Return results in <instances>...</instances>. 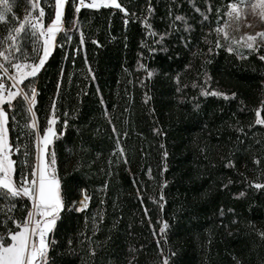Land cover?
<instances>
[{"label":"trees","instance_id":"16d2710c","mask_svg":"<svg viewBox=\"0 0 264 264\" xmlns=\"http://www.w3.org/2000/svg\"><path fill=\"white\" fill-rule=\"evenodd\" d=\"M118 2L137 18L125 24L118 10L81 9L76 15L84 42H80L79 31L71 32L69 40L58 34L57 44L64 47L56 48L35 83L39 94L34 112L41 135L56 100L57 136L49 153L55 152L62 185L71 189L74 199L80 198V189L92 196L86 212L62 214L48 237L55 241L50 245L49 264H158L161 248L170 264H234V256L243 264H264V240L258 235L264 231V190L249 187L250 181L264 183V126L249 128L256 119L255 110L264 102V62L256 55L240 61L221 49L211 63L202 66L200 57L194 58L183 48L179 37L187 34L179 21L181 31L167 38L166 53H150L142 46L152 44L142 23L149 7L153 9L149 22L158 33L169 30L176 15L184 16L194 29L195 45L202 36L196 8L205 11L211 4L214 26L216 9L230 0ZM38 3L45 9L47 25L54 18L55 0ZM14 4V15L23 19L27 0H14ZM8 20V24L0 22V38L15 22L12 15ZM72 20L69 0L63 17L66 30L75 27ZM208 30L205 26L204 32ZM209 38L215 40V35ZM199 47L207 51L202 42ZM189 63L191 69L185 71ZM140 65L155 74L148 78ZM205 70L212 89L235 92L236 98L225 101L200 95L199 87L192 84L203 82ZM177 73L181 74V92L174 79ZM184 84L188 87L183 88ZM238 127L244 128L246 136ZM9 128L15 142L18 129L11 113ZM117 139L128 160L118 167V157L123 158L116 149ZM255 158L260 159L259 166L253 163ZM228 159L235 161V168L224 166ZM165 164L167 171H163ZM229 179L233 183L225 188ZM164 181L167 187L161 209L154 201H159ZM105 184L107 189L100 191ZM138 189L142 200L137 198ZM241 192L245 196L240 197ZM98 213L103 214L102 222ZM15 215L22 217L23 213ZM94 215L99 223L95 236ZM164 221L168 228L161 234ZM81 232L91 242L82 243ZM92 248L95 256L90 255Z\"/></svg>","mask_w":264,"mask_h":264},{"label":"snow or ice","instance_id":"6c2138e0","mask_svg":"<svg viewBox=\"0 0 264 264\" xmlns=\"http://www.w3.org/2000/svg\"><path fill=\"white\" fill-rule=\"evenodd\" d=\"M29 8L26 10L23 19L14 15V0H0V22L9 23V16L13 20L7 31V34L0 38V264H49L50 245L54 240L48 237L54 234L57 222L62 219V214L75 211L84 213L89 208L92 196L87 189H80L79 199L72 198V191L69 187L62 185L61 179L56 173L55 152L49 153V146L53 144L57 133L54 125L58 122L56 116L57 104L54 99L51 104V118L47 121V128L43 135L37 125V117L34 109L38 103V90L35 83L39 74L44 70L46 63L53 56L57 47L63 48V44H57V36L64 34V39H70V33L79 31L80 42H84L83 31L80 28L78 16L81 9H115L123 13L124 23L127 24L129 19H135L136 14H129L127 8L118 0H71L73 9L72 23L73 29L66 30L63 27V17L65 6L69 0H55L54 18L50 17V23H44L46 15L44 7H41L38 0H27ZM153 9H147L148 15L142 19L147 35L152 40V44L144 43L150 53L156 51L167 52L166 40L173 32L181 31L176 22H182V31L187 35L179 37L182 41L183 48L191 52L192 56L202 59V66L212 62L211 58L220 54L221 49L230 55H234L238 60L244 61L250 56L256 55L261 62H264V31L255 33L243 32L244 28H251L252 23L249 20L251 15L253 19L259 18L264 23V0H230L229 3L217 8L215 11V22L210 16L213 14L212 5L206 6L205 11L196 8L200 15V31L202 36L199 42L207 46V51L199 47V42L193 44L192 33L193 27L188 24L184 16L176 15L169 25V30L164 33L156 32L149 22ZM205 26L208 31L204 32ZM240 33V35H236ZM215 35V40L209 37ZM97 43L98 41H93ZM195 48V51H193ZM31 49V51H29ZM79 51V49H77ZM148 78L155 73L144 65ZM191 69V63L185 66V71ZM89 72L91 68L89 66ZM203 82L201 84L193 83L192 87H199L200 95L204 97L213 96L222 98L225 101L234 100L237 93L231 94L212 89L211 77L205 70L203 73ZM63 72H61V77ZM95 78L94 75L92 77ZM177 84V92H181V74L177 73L174 77ZM27 81V83H25ZM188 85L184 84L183 88ZM60 84H57V98H59ZM146 97V102H147ZM195 99V98H194ZM243 104V101L240 102ZM196 107H199L196 105ZM243 110V109H241ZM264 102L261 107L255 110L256 119L249 128L256 125L264 126ZM10 113L11 121L18 129L15 142L10 138ZM67 117V113H64ZM19 117V119H18ZM23 121V122H22ZM67 119L64 120L63 126L67 127ZM111 124V118L109 117ZM112 130L115 133L116 127L113 124ZM246 136L243 127L236 129ZM159 134L160 129H154ZM127 137V133H124ZM29 141H31L30 151ZM163 148L164 146L161 145ZM117 152L120 153L116 166L120 162L128 164L127 157L124 155V149L120 146L119 139L116 145ZM113 156L116 152L112 153ZM17 157L14 159L13 157ZM163 159L167 158V151L163 153ZM30 160L32 161L30 163ZM113 161L109 160L111 165ZM253 163L257 166L261 161L255 158ZM227 168H235L234 160L228 159L224 165ZM163 171H167V165H164ZM151 177V169H149ZM154 179V178H153ZM233 181L228 180L224 187L227 188ZM108 185L105 184L100 191H105ZM167 187V181L161 185L159 203L161 209L164 201L163 188ZM250 188L264 190V183L249 182ZM138 199H143L137 190ZM245 196L244 192L239 194ZM103 203V201H101ZM23 213L22 217H17L15 213ZM147 212V209H145ZM223 209L220 215L223 216ZM99 221H103V214L98 213ZM97 215L92 216V235L95 236L99 228ZM87 224V219L85 221ZM11 225V226H10ZM168 228V223L163 222L160 232L163 234ZM80 235L85 239L81 242H91L86 233ZM261 240H264V231L258 233ZM72 244V240H68ZM162 260L158 264H170V258L163 255V249L159 250ZM90 255L95 256L94 248L90 250ZM172 256L175 253H171ZM234 264H243L238 257H233ZM131 264V261H129Z\"/></svg>","mask_w":264,"mask_h":264},{"label":"rangeland","instance_id":"374dc122","mask_svg":"<svg viewBox=\"0 0 264 264\" xmlns=\"http://www.w3.org/2000/svg\"><path fill=\"white\" fill-rule=\"evenodd\" d=\"M27 9L24 8L23 10V17L25 15V12H26ZM249 20L251 21L252 23V27L251 28H244L243 29V32H247V33H255V32H258V31H264V23H261L259 18H255L253 19V17L250 15L249 16ZM64 27V25H63ZM237 36L240 35V33H237L236 34ZM54 127V130L56 132V124L53 126Z\"/></svg>","mask_w":264,"mask_h":264}]
</instances>
